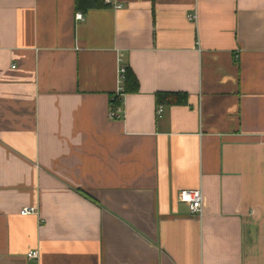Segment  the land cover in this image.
<instances>
[{"label":"crops","instance_id":"1","mask_svg":"<svg viewBox=\"0 0 264 264\" xmlns=\"http://www.w3.org/2000/svg\"><path fill=\"white\" fill-rule=\"evenodd\" d=\"M95 2L0 0V264H264V0Z\"/></svg>","mask_w":264,"mask_h":264},{"label":"built area","instance_id":"2","mask_svg":"<svg viewBox=\"0 0 264 264\" xmlns=\"http://www.w3.org/2000/svg\"><path fill=\"white\" fill-rule=\"evenodd\" d=\"M108 4H111L113 0H103ZM116 8H121V5H116ZM77 19H82V14L78 13L76 15ZM191 19H194L193 16L190 17ZM119 75H120V83L121 86L119 87L117 91L116 97H121L124 95V87L122 86V83L125 79L126 75V69L124 67H121L119 69ZM116 99L113 98V101L111 102V117L113 119H119L122 117V108L121 106L116 105ZM162 109L159 110L161 112ZM179 200L183 203H186L191 212L195 214H202L203 212V206H204V196L200 190H183L179 194ZM39 211L37 207H25L21 211V215L28 216V215H38ZM27 257L31 260H38L40 258V253L38 251H30L27 254Z\"/></svg>","mask_w":264,"mask_h":264},{"label":"trees","instance_id":"3","mask_svg":"<svg viewBox=\"0 0 264 264\" xmlns=\"http://www.w3.org/2000/svg\"><path fill=\"white\" fill-rule=\"evenodd\" d=\"M87 3H89L87 5ZM97 6V3L95 2V0H76V8L77 10H83L85 8H87L88 6ZM127 75H126V86L128 88L129 85H133V88L135 87V89H137V80L135 79V77L127 70ZM131 85V86H132ZM180 95L175 94V93H158L156 95V100L158 103H168V104H184V97L181 96V98H178Z\"/></svg>","mask_w":264,"mask_h":264}]
</instances>
